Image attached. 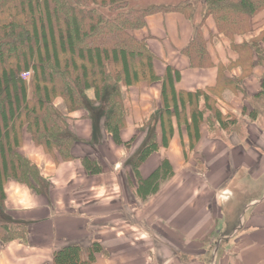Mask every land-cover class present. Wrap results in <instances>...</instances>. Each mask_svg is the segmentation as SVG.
I'll return each mask as SVG.
<instances>
[{"label": "trees", "instance_id": "obj_1", "mask_svg": "<svg viewBox=\"0 0 264 264\" xmlns=\"http://www.w3.org/2000/svg\"><path fill=\"white\" fill-rule=\"evenodd\" d=\"M168 11L180 12L197 24L181 50L190 67L213 65L207 51L213 35L229 40L237 59L230 60L225 68L230 71L238 66L242 73L227 77L222 74L225 68L219 65V86L243 91L241 81L255 66L263 67L261 89L254 95L263 108L264 49L260 42L264 35L250 39L244 36L253 33L256 18L264 11V0H178L175 4H144L143 0H0L1 243L24 239L29 232L28 223L6 212L5 183L11 180L23 184L37 194L45 193L48 185L39 167L23 153L25 139L43 148L57 164L79 160L88 175L101 174L98 157L75 155L78 140L84 141L73 131L71 114L89 113L95 130L85 141L88 145H98L108 138L115 146L128 148L136 136L126 140L121 137L126 123L123 87L160 82L159 113L144 126L143 141L124 162L135 181L133 192L142 199L156 193L160 183L173 176L166 157L147 173H143V166L151 155L168 146L173 119L179 123L185 119L186 107L190 116L186 126L192 135L198 133L204 119L216 120L226 129L228 119L210 95L203 90L178 91L180 72L169 64L162 75L156 74V56L144 38L131 32L146 25L147 15ZM209 16L215 34L205 38L203 26ZM238 36H243L240 42L235 41ZM27 70L30 77L24 78L22 73ZM89 90L92 97L87 94ZM58 100L63 107L58 106ZM252 109L257 114L256 107ZM206 110L209 113L204 117ZM230 122L234 123V118ZM157 125L160 132L156 131ZM101 251L102 245L96 240L87 246L66 244L53 252V263L93 264Z\"/></svg>", "mask_w": 264, "mask_h": 264}, {"label": "crops", "instance_id": "obj_2", "mask_svg": "<svg viewBox=\"0 0 264 264\" xmlns=\"http://www.w3.org/2000/svg\"><path fill=\"white\" fill-rule=\"evenodd\" d=\"M196 25L179 12H155L146 16L144 27L132 33L144 38L155 54L157 74H163L166 64L179 70L178 91L203 90L210 95L216 108L228 119L226 129L216 120L204 119L198 133L192 135L186 126L190 122L186 107L185 119L180 123L173 119V135L168 146L151 155L143 166V173H147L166 157L173 176L145 199L133 191L125 193L124 180H130L131 184L126 185L132 190L135 186L126 163L105 164L102 158L106 172L113 174L111 183L103 184L105 172L88 175L79 160L57 164L43 148L25 139L23 152L43 176H49L52 188L63 172L68 181L84 175L85 180L91 177L87 178L91 183L82 191L74 186L73 198L71 195L72 200H68V208L63 211L50 203L51 187L49 193L45 192L49 195L37 194L23 184L7 181L6 212L28 223L29 232L24 239L0 242V264H54L56 249L71 243L87 246L94 240L101 243L103 251L96 255L93 264H264V119L261 112V117L258 112L252 113L251 105L261 89L263 69L259 65L253 68L252 74L243 79V91L219 86V65L225 68L237 57L226 39L220 40L221 35H213L207 43L213 65L190 67L181 50ZM214 32L213 19L209 16L203 34L209 38ZM241 73L237 66L230 71L225 68L222 74L229 77ZM139 84L146 87V82ZM154 89L155 92L148 90L140 94V99L148 105V118L159 113L160 82L154 84ZM133 104L132 121L127 125L135 132ZM208 113L204 111V117ZM231 118L234 123H229ZM88 120L90 132L87 136L83 132L86 140L95 130L91 119ZM156 131L160 132L158 125ZM80 133L76 134L80 136ZM133 135L127 138L122 134V137L129 139ZM105 142L111 141L107 138ZM88 151L83 154L94 155L91 149ZM74 153L79 155L77 146ZM41 166L49 167V172ZM123 171L126 177L120 176ZM102 184L106 186L105 192L109 185L113 187V193H104ZM107 204H112L113 209L108 210Z\"/></svg>", "mask_w": 264, "mask_h": 264}, {"label": "rangeland", "instance_id": "obj_3", "mask_svg": "<svg viewBox=\"0 0 264 264\" xmlns=\"http://www.w3.org/2000/svg\"><path fill=\"white\" fill-rule=\"evenodd\" d=\"M177 1L178 0H143V3L144 4H149V3H153V2H162V3L164 2V3H169V4H175V2H177ZM175 12H177V11H175ZM197 16H199V15H197ZM260 16H263V14L261 13ZM260 16H257V18H256L257 21H255V28L253 29V33L245 34V36H244L245 38L244 39L259 38L262 35H264V20H263L264 17H263V19L259 20ZM133 31L134 30H132L131 32H133ZM222 37L223 36H221L220 40L226 39L225 37L224 38H222ZM242 39H243V36L242 37L238 36L235 41H239L240 42ZM226 41L229 43V45H228L229 49L232 50V47L230 45L229 40L226 39ZM260 45L264 49V39L261 40ZM236 59H237V57H235V60ZM158 64L160 66L164 67V65H161L162 63L160 64V62H159ZM165 64H166V62H165ZM159 65H157V66L160 67ZM234 67H232V68H234ZM262 69H263V67H262ZM252 72H253V68L251 69V72H250L249 75H251ZM30 74L31 73L29 71V73L25 74L24 76L22 75V76L24 78H29ZM156 74H157V72H156ZM243 81H241V83H243ZM155 83H158V82H154V83H151V84L146 83V87H145L144 84L141 85V86H139L140 85L139 84L137 86H133V87H130V88L123 87V92H124V94H123L124 98L123 99H124V106H125V111H126V123L124 124L125 127H124L123 130H125V131H126V129H128V130L126 132H121V137H122V134H125V135H127V138H128L131 133H134V135L136 136L134 141L131 143L130 146H128V148L124 147L123 145L115 146L111 142H105V140H104L105 143L102 142V144H100L101 146L100 145H97V146L88 145L87 143H85V141H88V140H86L85 137L83 138V136H84L83 132L84 133L86 132L85 136H87L86 134L88 132H90V131H88V130H90V122L88 120L89 117L87 116L89 113H87L85 111H77V112L72 113V116L70 118V122H71V126L73 128V131L75 132V134L76 133L78 134V133L82 132V133H80V136H78V137L81 138L84 141V142H81L80 140H78L79 144L77 145V152L79 153V155L83 156L84 152H89L88 150L91 149V152H93L92 154H94L96 157L100 156V158H99L100 162L102 161V158H104V163L105 162L109 163L110 161H113L114 163H116V162H125L126 159L135 152V149L138 148L139 145L141 144V142L143 141L144 136H145V132L143 131L144 130L143 129L144 126L149 122L150 118H153V119L155 118V116H150V118H148V105L144 104L146 101L143 103V99H140V94L142 96L143 94L147 93L148 90H153V92H155V89H154V84ZM255 87H253V89ZM132 91L135 92V94H133ZM87 94H88V96L92 97L93 96L92 90H89L87 92ZM255 98H257V97H253L252 98L251 105L256 107V111L258 112V114H259V112H261L262 118L264 119V116H263L264 112L262 110L263 108L257 103V100ZM261 98H262V96H261ZM258 100H260V98ZM59 102H60V100L57 101V104ZM133 103H135V132H132L131 125H129L130 127L127 125L128 122L131 123V121H132V109L131 108L134 105ZM58 106L59 107H63L61 102L58 104ZM259 116H260V114H259ZM130 117H131V119H130ZM96 118H98V115H96L94 117V119H96ZM91 123H92V121H91ZM89 134L91 136L92 132L89 133ZM123 139L126 140V138H123ZM121 152H123V153H121ZM79 155L77 157H79ZM41 167H43L44 170L46 169L45 171L49 170L48 169L49 167H47V168H46V166H41ZM105 169H106L105 166L102 164V172H105V173H103L105 175H104L103 179H101V180H102L103 184H106V183L108 184V183H111V180L113 178V174H111L112 172L110 173L109 171L106 172ZM120 171L121 170H119L118 172L120 173ZM47 172H49V171H47ZM120 176L126 177V175L124 174V171L120 174ZM43 177L45 179H47L48 185H47V189H46L45 192H48L49 187H51L50 182H49V176H46V177L43 176ZM84 177L85 176L83 175L80 178H77V179L75 178V179H72V181H68L65 172L61 173V175H59V182L56 183L57 185H55V188L51 187L53 193H52V198H51L50 203H52L54 207L63 208V211L67 210V208H68V200H72L73 195H74L73 193L75 192L73 190L74 186H79V188L82 191L84 188L86 189L87 186L91 183V181H90L91 177H87V178H90V179L86 178V180L83 179ZM127 178H128V176H127ZM129 181L130 180H124V186H123V189H124L125 193H127V194L128 193H132V191H133L131 186H128L129 183L131 184V182H129ZM94 183H95V181H94ZM97 183H99V181H97ZM103 184L101 186V190H103L104 193H108V194L113 193L114 188L110 187V185L107 188V192H105L106 186H104ZM126 184H128V185H126ZM99 190L100 189H96V193L99 192ZM48 193H45V195L46 194L49 195ZM71 195H72V198H70ZM93 203H96V202H93ZM52 204H50V206ZM113 207L114 206L112 204H107L106 208H108V210H109V209H113ZM121 210L128 211L129 209L128 208H123Z\"/></svg>", "mask_w": 264, "mask_h": 264}, {"label": "built area", "instance_id": "obj_4", "mask_svg": "<svg viewBox=\"0 0 264 264\" xmlns=\"http://www.w3.org/2000/svg\"><path fill=\"white\" fill-rule=\"evenodd\" d=\"M29 73V71H25L22 73V75L24 76L25 74Z\"/></svg>", "mask_w": 264, "mask_h": 264}]
</instances>
